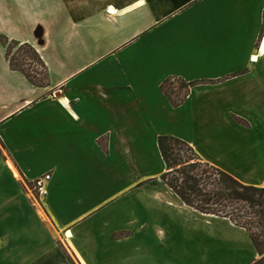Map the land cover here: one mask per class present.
Returning <instances> with one entry per match:
<instances>
[{"label":"crops","instance_id":"crops-1","mask_svg":"<svg viewBox=\"0 0 264 264\" xmlns=\"http://www.w3.org/2000/svg\"><path fill=\"white\" fill-rule=\"evenodd\" d=\"M0 35L49 77L0 51V264H258L168 189L158 139L264 187V0H0ZM169 79L194 84L180 106Z\"/></svg>","mask_w":264,"mask_h":264},{"label":"trees","instance_id":"trees-1","mask_svg":"<svg viewBox=\"0 0 264 264\" xmlns=\"http://www.w3.org/2000/svg\"><path fill=\"white\" fill-rule=\"evenodd\" d=\"M2 41H4L2 43ZM7 44V45H6ZM0 47L13 71L22 73L37 87L48 86V72L37 51L29 44L10 41L0 35ZM43 77L38 80L39 77ZM177 82L179 87H173ZM194 84L167 80L162 89L172 106H180ZM240 123L244 122L237 119ZM166 171L161 180L186 206L200 214L224 218L249 235L264 264V187L247 186L226 172L204 162L185 141L169 136L158 139ZM183 149L193 153L185 158ZM204 169L201 170L200 167Z\"/></svg>","mask_w":264,"mask_h":264},{"label":"built area","instance_id":"built-area-1","mask_svg":"<svg viewBox=\"0 0 264 264\" xmlns=\"http://www.w3.org/2000/svg\"><path fill=\"white\" fill-rule=\"evenodd\" d=\"M51 180V174H45L33 182V188L40 197L47 195V185Z\"/></svg>","mask_w":264,"mask_h":264},{"label":"rangeland","instance_id":"rangeland-1","mask_svg":"<svg viewBox=\"0 0 264 264\" xmlns=\"http://www.w3.org/2000/svg\"><path fill=\"white\" fill-rule=\"evenodd\" d=\"M4 41H2V43H3ZM7 45V44H6ZM3 51L4 53L6 52V49H4V48H1L0 47V51ZM43 77L41 76V77H39L38 78V80H41ZM172 84H173V87H176V88H178L179 87V84L177 83V82H172ZM237 120V119H236ZM182 155H184V157L187 159V158H194V156H193V153L192 152H190L188 149H183V153H181ZM200 169L201 170H203L204 168L201 166L200 167ZM205 170V169H204ZM33 193H34V195H35V192L33 191ZM36 196V195H35ZM106 262L108 263V264H112V258H111V256H107L106 257Z\"/></svg>","mask_w":264,"mask_h":264}]
</instances>
